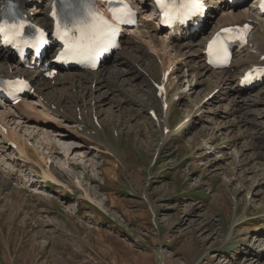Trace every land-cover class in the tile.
Instances as JSON below:
<instances>
[{
  "label": "rangeland",
  "instance_id": "rangeland-1",
  "mask_svg": "<svg viewBox=\"0 0 264 264\" xmlns=\"http://www.w3.org/2000/svg\"><path fill=\"white\" fill-rule=\"evenodd\" d=\"M145 43L134 38L130 58L125 52L142 78L108 81L112 90L62 96L67 123L60 114L12 112L17 144L33 149L7 157L13 148L0 144V264H264V124L249 115L260 125H227L225 106L214 116L220 104L212 111L202 104L224 74L191 77L188 64L198 71L199 64L187 50L169 55L171 63ZM248 54L235 58L232 85L249 65ZM161 68L174 70L167 88L168 101L175 103L165 131L172 134L165 142L150 111L160 117L153 84ZM28 103L42 109L37 98ZM23 115L50 125L37 127ZM92 118L103 126L102 142L93 139ZM61 133L68 138L60 141ZM47 143L61 144L62 151L48 150ZM43 159L62 186L43 182Z\"/></svg>",
  "mask_w": 264,
  "mask_h": 264
},
{
  "label": "bare ground",
  "instance_id": "bare-ground-1",
  "mask_svg": "<svg viewBox=\"0 0 264 264\" xmlns=\"http://www.w3.org/2000/svg\"><path fill=\"white\" fill-rule=\"evenodd\" d=\"M1 1L2 0H0V2ZM19 1H20L21 7H23V8L27 7L28 0H19ZM36 1H39V0H36ZM134 1H135V4L137 6H139L138 3L143 2L145 4V6H143L142 8L140 7L141 10L142 11L144 10V12H145L144 16L146 17V20H145V22H143L144 25L142 24L141 27L134 30L132 32V34L129 35L130 39L128 41L123 42L125 45H126V43H128L127 44L128 47H126L122 51L123 53H119L118 55H116L112 59V61H110L109 65L104 66L101 70H99L97 72H82V73L77 72L76 74H74V73L73 74L72 73L61 74L60 77H58V78L55 77L56 79L54 78L55 80L54 79L52 80L49 78H45L43 76V74L40 73L39 71H37L35 73H28L27 71L23 70L20 66H16L14 64H11L9 61H7L6 59H4L3 57L0 56V77H7V78H11V79L12 78H18V77H25L29 80V82L32 84L33 88L35 89V92H34L35 96H31L30 98H27L22 103H20L16 106H12V107L7 106L5 109L0 110V132H1L0 134H2V139L0 138V144L3 143L4 145L3 144L2 145L4 147L11 146L13 148V150H8V148H7V157L12 155V153H15V152H17L19 155L21 154V156H22L27 151L28 148H29V151L31 149H33L27 143L26 144H27L28 148L22 147L21 145L17 144L16 141L19 139L20 135L16 134L15 132L12 131L13 128L10 124H12L11 122H13V121L15 123V120L17 118L15 115H12V112L16 114V113H22L21 111L25 112V110H26L27 114L33 113L31 111H35V113H33V114L43 113V115H47V116L50 113H53L55 116L60 114L61 115L60 118H62L64 120V122L67 123V121H69L70 118L67 117L63 111V109H64L63 107L67 102L66 98H64V99L62 98L63 95L69 94V95H71V97H75V96L77 97L78 91H79V94L81 95L84 93L86 94V91L88 93H91V94L94 92H100L102 90V88L112 90V89H110L111 83L109 84L108 81L114 80V81L118 82L119 79H124L126 77L127 78L129 77L131 79L132 78L133 79L134 78L135 79L136 78H142L143 71L138 68V65L134 64V62H131L132 59L130 60L125 56V54L130 50L129 45L131 44V40L134 38H136V39L139 38V40L141 38V40L143 39V41L145 40L152 47L151 48L147 43H145V45L147 47L149 46L148 48H151V49L154 48V49L162 52L164 54V57L166 58V60L168 59L170 61H171V58H168L169 55L177 56L179 54L180 56H182L183 49L187 50L188 53H191L190 59H192L193 62H196L197 64H199V71L191 63L188 64V67H187L188 73L191 75V77H194V76L197 77V75L201 76L202 73L209 74L210 72H212V70L205 64L204 50H205L206 43L209 39L208 33L205 32L202 35H195L191 40L188 38H185V37L168 39L161 31H159V23L158 22L155 23L154 22L155 20L153 21V19L151 18L152 17L151 6L147 2V0H134ZM40 8L41 7H39V9ZM47 9H48V7H47ZM216 9L217 8H215V7H211L212 12L208 16L209 20H213L214 17L216 18V16L219 15V19L214 24L210 34L217 32L218 30L226 28V27H231V26L243 24V23L247 22L246 20L252 19V20L256 21L255 28L252 31V34L250 36L249 46L244 51V52L251 51V54L250 55L248 54V58L251 61L248 62L249 65L248 64L245 65V67H247L245 69H249L253 65H257V66L264 65V61L263 62L260 61L261 57L264 56V53H263L264 52V50H263V48H264V19H262L258 13L257 2H253L250 6H243V7L236 9V10L225 9V10L217 11ZM29 11L31 12V10H29ZM36 13H37L36 21L39 24L43 23L44 21H47L46 11L37 10ZM150 22H154V24L152 25V23H150ZM151 49H149V51ZM151 52H153V54H154L155 51H151ZM127 54H128L127 56L130 58L129 53H127ZM157 59H158V57H157ZM142 60H144V59L142 58ZM159 61H160V59H158V62ZM172 61H171V63H172ZM202 61L204 63H202ZM165 62L166 61H164L163 63H165ZM233 66H234V64H233ZM173 68H174V66H173ZM173 68L171 70L169 69L168 71H164L161 68L163 70L162 77L158 83L153 84L154 88H155L154 90L156 91V94H157L155 98H157V100H158L156 103L161 105L160 117H158L156 115V118H153V120H154V123L156 125L158 132H160L162 134L161 139L163 138V142H165L167 139H169L171 137V134H172V132H170V134L167 135L165 133V131L168 128V124H167L168 118L172 114L171 112L173 110L175 102H169L168 101V92L167 91L164 95L161 96V94L159 93V90L156 89V87H157V85H160V84L168 85V83L171 79V76L174 75L173 74L174 73ZM176 68H178V67H176ZM184 69H186V68L184 67ZM245 69H244L243 73L245 72ZM11 70H13V72ZM180 71H182V70L179 68L178 73ZM230 72L229 71L221 72L222 74H224L223 78L217 82V86L213 90H211L209 92V94L207 93L208 95L205 97V99L203 100L204 103H202V104L208 105L209 108H210V106H212L210 111H212L216 105L220 104V107L218 106L217 108H215V113H214L215 115L212 113L214 116H216L218 114L220 116V113H218V112L220 111V108L225 106L224 107V110H225L224 113L226 114L227 125L228 124L229 125H235L233 127L239 126L242 128L243 127L246 128L250 124H253L255 126H259L260 125L259 122L258 123L252 122L248 119L249 115H251V116L255 115L256 121L258 119V120L262 121V123L264 124V109H259L260 107H264V92L260 91L255 95L250 93V94H248V96H246L245 95L246 93L239 88L240 79L237 81L238 82L237 85H232L233 82L230 83V79L234 75V74H231ZM243 73L241 74V77H242ZM167 74H169V76H170L168 81L165 80ZM241 77H238V78H241ZM238 78H236V79H238ZM145 83H147V82H145ZM199 85L202 86V83ZM224 85L227 86L228 88H224L223 87ZM59 86H62V87L64 86V87H63V89L62 88L60 89ZM68 88L70 89V92L64 91V90H67ZM57 95H60L59 98L57 97ZM105 95L106 94H104V96ZM147 96H149V95H147ZM173 97L175 98L174 101L178 100V98H177L178 95H175ZM32 98H37V105H39L42 109L36 108L35 105L33 106V103H32V105L28 103L29 100H31ZM150 100H152V99L150 98ZM71 102H72V100H71ZM224 103H227V104L224 105ZM34 104H35V102H34ZM94 105L96 106L95 102H94ZM81 106H82V104H81ZM201 107H203V106H201ZM10 108H12V109L9 110ZM252 108H256V110H253ZM141 109H143V107ZM150 109H151V107H149V110ZM150 111L155 112L153 109ZM201 112H203V111L200 110L198 112V116H200ZM195 114H197V113H195ZM1 115H9V116L5 117V119L3 120L1 117H4V116H1ZM24 116L25 115L20 116V117L22 119H27V123L35 122L37 127L42 126V125L45 127H49L48 125H50V123H45V122H41L38 120L35 121L34 119H28L29 117H27V116L24 117ZM74 117H75V115H74ZM94 117H95V114H94ZM193 118L194 117L192 116V117H189L188 119H185L186 122L181 126V128H184V127L187 128V126H189V124L192 122ZM22 119H20V120H22ZM81 119L82 118L80 117V120ZM61 123H63V122H61ZM80 123L86 125V121H84V120H81ZM93 123H95L97 125V126L93 125V126H95V128H97V131L95 132V134L94 133L92 134V135H95V138H93V139L94 140L98 139L99 141H101L100 137L102 136V133H103V130L101 128L103 126L100 123H98L97 119L96 120L93 119ZM23 124H25V123H23ZM55 125L57 128L59 127L56 123H55ZM100 126H101V128H100ZM242 128H239V129H242ZM53 133L55 134L56 131H53ZM90 134H88V135H90ZM78 136L79 135H77V134L75 135V137H77V138H78ZM56 137L61 138L60 141H62V140H66L68 138V135L61 133L60 135H57ZM21 138H23V137L21 136ZM46 145L49 147L48 150H51V151L54 150L56 152H58V150L60 151L63 147L61 144L56 145L54 143L53 144L47 143ZM161 145H163V144L161 143ZM32 151H33L34 155H37V153H38L37 149L32 150ZM27 156H28V154L25 155L24 157H27ZM43 161L45 163V167L43 168V172H42L43 173L42 174L43 175V182L46 184L47 181L48 182L50 181V183H52L55 186H57V185L62 186L61 181L58 180V178H56L51 172L52 165L50 163L46 164L47 161L44 159H43ZM19 190H21V189H19ZM18 193L21 194V191H19ZM38 193H40V192H38ZM40 194H42V193H40ZM17 199H14V200H17ZM19 199H22L21 196L19 197ZM16 204H18V203H16ZM2 222H3V219H1L0 224ZM2 231L4 232L3 236L6 240L8 235L6 236V232L3 230V228H2ZM8 249H9V247H8ZM11 252H12V249H11ZM10 254H12V253H10Z\"/></svg>",
  "mask_w": 264,
  "mask_h": 264
},
{
  "label": "snow or ice",
  "instance_id": "snow-or-ice-1",
  "mask_svg": "<svg viewBox=\"0 0 264 264\" xmlns=\"http://www.w3.org/2000/svg\"><path fill=\"white\" fill-rule=\"evenodd\" d=\"M158 6L162 9L171 8L172 11L179 14L181 17L190 16L195 14V11L202 8L203 5L199 0H181L179 8L173 2L171 5L168 3V0H156ZM262 10H264V2L261 4ZM129 15H132L129 13ZM165 15H169L166 11ZM13 27H15L13 25ZM22 27V25H21ZM5 27L0 26V33L5 32ZM224 32H232V29H224ZM116 34V29L107 25H96L93 24L87 30H80V35L77 38L68 37V32L65 30L63 33L58 31V35L64 39L68 37L67 44L64 52L59 56L61 60L67 59H77L82 62H88L92 67L96 66V60L99 55L106 51L109 47L114 45V37ZM210 54L214 53L217 57H220L224 52V44L219 40V37L214 39L208 46ZM261 71V74L264 75V71Z\"/></svg>",
  "mask_w": 264,
  "mask_h": 264
}]
</instances>
